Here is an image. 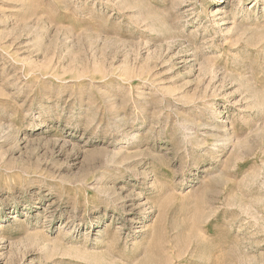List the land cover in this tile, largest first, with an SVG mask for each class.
<instances>
[{"label": "rangeland", "instance_id": "374dc122", "mask_svg": "<svg viewBox=\"0 0 264 264\" xmlns=\"http://www.w3.org/2000/svg\"><path fill=\"white\" fill-rule=\"evenodd\" d=\"M0 264H264V0H0Z\"/></svg>", "mask_w": 264, "mask_h": 264}, {"label": "bare ground", "instance_id": "6f19581e", "mask_svg": "<svg viewBox=\"0 0 264 264\" xmlns=\"http://www.w3.org/2000/svg\"><path fill=\"white\" fill-rule=\"evenodd\" d=\"M217 1H220V0H217Z\"/></svg>", "mask_w": 264, "mask_h": 264}]
</instances>
